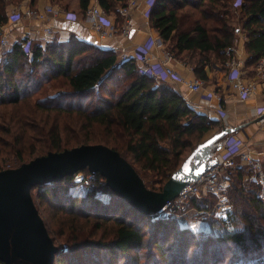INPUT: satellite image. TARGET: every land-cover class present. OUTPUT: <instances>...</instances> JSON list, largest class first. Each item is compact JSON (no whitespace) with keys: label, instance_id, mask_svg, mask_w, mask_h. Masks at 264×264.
<instances>
[{"label":"trees","instance_id":"16d2710c","mask_svg":"<svg viewBox=\"0 0 264 264\" xmlns=\"http://www.w3.org/2000/svg\"><path fill=\"white\" fill-rule=\"evenodd\" d=\"M233 1L154 0L148 24L167 51L205 82L211 79L207 67L223 68L231 55L227 49L242 32L245 67L254 72L264 55V0H241L238 8ZM13 2L0 0V25L9 22L7 9ZM97 2L115 15L118 25L123 23L119 9L127 0ZM89 4L79 0L84 15ZM24 42H14L0 58V170L11 159L20 165L49 151L104 144L129 161L148 188L161 190L192 150L221 129L219 120L196 111L169 82L143 71L133 57L119 58L114 50L74 34L66 40L31 42L28 48ZM61 116L76 119L74 127L101 128L102 135L67 139L58 124ZM229 173L233 205L210 218L205 229H193L182 216L138 213L99 173L95 185L81 195L71 192L77 186L73 175L35 186L31 194L41 188L38 199L68 244L54 264H264L259 186L245 181L244 166ZM151 177L158 185H150ZM214 201L210 194L193 205L209 207Z\"/></svg>","mask_w":264,"mask_h":264},{"label":"water","instance_id":"95a60500","mask_svg":"<svg viewBox=\"0 0 264 264\" xmlns=\"http://www.w3.org/2000/svg\"><path fill=\"white\" fill-rule=\"evenodd\" d=\"M234 130L223 127L199 143L158 191L148 188L131 163L104 144L49 151L0 170V262L54 264L61 251L34 202L31 189L35 186L49 185L86 168L103 176L113 193L138 213L152 215L217 163L216 152L224 145L217 142Z\"/></svg>","mask_w":264,"mask_h":264},{"label":"crops","instance_id":"0c3cea01","mask_svg":"<svg viewBox=\"0 0 264 264\" xmlns=\"http://www.w3.org/2000/svg\"><path fill=\"white\" fill-rule=\"evenodd\" d=\"M96 1L90 0V4ZM28 5L29 3L20 5V9L24 10ZM49 5L59 9V13L51 19L53 24L52 32L46 35L42 24L28 17H21L14 22L9 21L0 27V34L2 31L6 32L8 39V44L4 51L11 49L13 43L20 40L25 34L32 39V42L40 44H44L49 38L66 40L70 35L74 34L102 48L114 50L119 58L123 54L134 57L139 46L149 44L148 52H150L151 56H156V58H165L167 55L171 56L167 65L174 72L172 76L165 74L157 61L153 60L152 66L157 71L155 73L159 79L169 82L196 111L209 117H216V96L219 95L222 98V106L224 108L219 119L221 129L223 127L236 128L227 137L235 136L241 139V151H249L252 157H257L258 151L264 145V124L260 125L257 123L255 112L256 107L264 105V79L258 78L256 68L252 72L245 67L248 55L244 49L243 33L240 34L241 37L237 40L233 55L241 61L242 78L245 81L255 83L254 94L245 99L240 98L230 86L227 77L228 69L224 78L219 77L215 73L216 71L207 69L208 77L215 75V81H203L199 92H188L186 82L197 77L194 75L191 66L171 55L165 45L159 48L152 45L150 41L151 37L154 38L157 35L148 24V16L146 14L148 5L146 0H138V4L131 9L129 16L130 27L126 35L121 34L123 23L118 25L115 21V15L108 14L107 19L110 21V24L107 28L111 35L105 37H100L90 27L80 9L79 0H57L54 3L51 0H38L32 8L38 12H43ZM15 8V5L8 6L7 13L9 14ZM69 15H74L75 18L67 17ZM210 93H213V96L209 97L208 94ZM212 134L214 133H210V136ZM224 152L225 148L222 147L216 152V155L219 157Z\"/></svg>","mask_w":264,"mask_h":264},{"label":"built area","instance_id":"2783aa9c","mask_svg":"<svg viewBox=\"0 0 264 264\" xmlns=\"http://www.w3.org/2000/svg\"><path fill=\"white\" fill-rule=\"evenodd\" d=\"M148 5L147 16L150 7L154 0H146ZM138 4V0H128L127 4L119 9V13L123 17V24L121 28V34L126 35L129 30V16L130 11ZM59 9L55 6L49 5L43 12H38L33 8H25L21 10L16 7L9 13V21H16L21 17H28L34 21H38L43 26L44 33L49 35L52 32L53 24L51 19L55 17L59 12ZM107 13L100 8L97 1L90 4L85 12V19L89 23L90 27L100 36L105 37L111 35L108 31L110 21L107 19ZM67 17L75 18L74 15ZM1 27V25H0ZM25 42L23 43L28 48L32 42V39L28 35L22 37ZM21 38V39H22ZM151 43L155 47L164 46L162 40L156 36L151 37ZM8 44L7 33L2 31L0 34V58ZM149 44L139 46L135 53L134 59L138 60L142 65L143 71L152 73L156 79H159L155 73V69L152 66V62L157 61L158 65L162 68L165 74L172 76L173 70L167 65L168 60L171 58L167 55L165 58H156L151 56L148 52ZM235 47L232 46L227 49V52L234 51ZM128 54H123L121 58H128ZM157 59V60H155ZM228 67V79L231 88L236 92L240 98L251 97L255 92V83L245 81L242 78L241 61L236 59L234 56L228 59L225 63ZM256 73L259 76L264 77V55L259 59L256 66ZM203 80L195 78L191 81L186 82V88L188 92H199L202 88ZM209 97L213 96V93L208 94ZM216 115L218 120L221 118V112L224 111L222 106V98L216 96ZM215 115V116H216ZM255 117L257 123L260 125L264 124V105L256 107ZM215 119V117H211ZM233 138L231 142H227L229 138ZM240 140V141H239ZM239 141V142H238ZM238 142V143H237ZM242 142L241 139L235 136H228L224 142L223 148H225L224 154H220L217 163L208 169L202 176L194 182L186 185L178 194L177 197L168 201L164 207L152 217L163 216H183L186 210V204L188 201L193 199V196L200 197L202 194L208 193L214 194L217 197L215 203L209 207H204L195 210L199 221L207 222L210 218L220 217L226 213L229 209V203L226 196L227 187L229 185L230 173L229 170H233L237 167H246L248 181L256 183L259 186V196L264 200V145L258 151L257 157H252L249 151H241ZM74 180L79 186L90 187L92 181L95 180L96 173L89 172L84 174L78 171L73 174ZM60 250L66 249V245L59 247Z\"/></svg>","mask_w":264,"mask_h":264},{"label":"rangeland","instance_id":"374dc122","mask_svg":"<svg viewBox=\"0 0 264 264\" xmlns=\"http://www.w3.org/2000/svg\"><path fill=\"white\" fill-rule=\"evenodd\" d=\"M13 1L14 0H12V2ZM55 1H57V0H55ZM127 2H128V0H127ZM25 3H29V5L26 8H32L34 6V5H31V0H19L16 3H14V2L11 3L9 6L15 5L16 7L21 8L20 5H23V4L25 5ZM240 5H241V0H235V1L232 2V7L233 8H238ZM241 33L242 32H239L238 33L237 39H236V41H235V43L233 45L234 47L236 46L237 40L241 37V35H240ZM243 37H244V40H245V35ZM230 54H231L230 57H228L226 59V61L228 59H231L234 56L233 55V51H231ZM226 61L224 62L223 68L222 67H218L215 64H212L210 67H207V69L216 71L215 73H217L219 75V77L224 78V75L226 76V71L228 69L227 65L225 64ZM256 66H257V64H256ZM256 75H258V74L256 73ZM214 76L215 75H213L212 77H210L211 78L210 81H212V82L215 81V77ZM258 78H263L264 79V77L259 76V75H258ZM52 120H53V117H52ZM52 120L49 122V125L52 123ZM78 123L79 122L76 119L67 118L65 116H61L58 119V124H59L60 127H62V129H64V136H66L67 139H70L72 136H75V135L76 136H85V134H89L90 137H94V138H98V137H100L102 135V133L99 131V130H101V128H98V127L91 128L90 130H87V129H82L79 126L78 127H74L73 126V125L78 124ZM71 126H73V129L71 128ZM18 165L19 164L14 159H11L10 160V163H8L6 165V169L7 168L17 167ZM81 172L84 173V174H89L90 171H88V172L81 171ZM244 179H245V181L249 182L248 181V175L247 174L244 176ZM92 182H93L92 185H95V180H93ZM150 185H152V186L153 185L154 186L158 185L157 182H156V178L155 177H153V178L151 177ZM229 187H230V180H229V185H228L227 191H226V196H227L228 203H229V207L228 208L230 209L232 207V205H233V202L230 200L229 195H228V189H229ZM86 188L87 187H85V186H79V185H77V186H75L74 188L71 189V192L73 194L81 195V194H83L85 192ZM39 189H41V188H38L37 187V188L33 189V191H32V194H33L32 197L34 199V202H35L37 208L39 209V212H40L42 218L46 221L48 230H50L51 233H52V237H53L54 243L58 247H60L62 245L63 246L66 245V247H68L67 242L62 237H59V235L57 234V231H56L57 225L56 224L55 225L53 224V221L49 218V214L45 211V209L43 207L44 205H42L40 203V201L38 199V196H37V193H38V190ZM210 194L211 193H208L206 195L202 194L200 197L193 196V199L190 200V201H188V203L185 205L186 206V210H185L184 215L182 217H184L185 220H187L188 224L193 229H205L208 226V223L207 222H202V221H199L198 220L197 215L195 213V210L201 209V208H198V207L194 206L193 205V201L194 200H197V199L198 200L199 199H203L205 197L207 198V196L210 195ZM212 195H214V194H212ZM101 197H104V195H101ZM216 200H217V197L215 196L214 203L216 202ZM202 208H204V207H202ZM183 222H185V221H183ZM58 256H59V254L55 256V259Z\"/></svg>","mask_w":264,"mask_h":264}]
</instances>
